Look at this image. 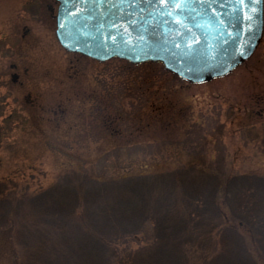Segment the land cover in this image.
I'll list each match as a JSON object with an SVG mask.
<instances>
[{"label": "rangeland", "instance_id": "rangeland-1", "mask_svg": "<svg viewBox=\"0 0 264 264\" xmlns=\"http://www.w3.org/2000/svg\"><path fill=\"white\" fill-rule=\"evenodd\" d=\"M46 4L54 16L53 0H0V193L35 194L82 168L105 177L169 170L186 161L192 127L210 121L222 126L228 170L264 176V32L246 63L193 86L169 80L159 65L134 69L65 52ZM113 115L124 116L116 133L108 126ZM9 235L0 234V264L19 263ZM151 237L145 224L130 248Z\"/></svg>", "mask_w": 264, "mask_h": 264}, {"label": "trees", "instance_id": "trees-1", "mask_svg": "<svg viewBox=\"0 0 264 264\" xmlns=\"http://www.w3.org/2000/svg\"><path fill=\"white\" fill-rule=\"evenodd\" d=\"M121 118L109 120L113 133ZM221 127H192L186 161L166 171L82 168L35 194L0 193V234L19 247L18 264H264V176L228 170ZM145 224L150 242L130 248Z\"/></svg>", "mask_w": 264, "mask_h": 264}, {"label": "water", "instance_id": "water-1", "mask_svg": "<svg viewBox=\"0 0 264 264\" xmlns=\"http://www.w3.org/2000/svg\"><path fill=\"white\" fill-rule=\"evenodd\" d=\"M55 1L54 35L67 53L160 64L191 84L228 75L263 34V0Z\"/></svg>", "mask_w": 264, "mask_h": 264}, {"label": "flooded vegetation", "instance_id": "flooded-vegetation-1", "mask_svg": "<svg viewBox=\"0 0 264 264\" xmlns=\"http://www.w3.org/2000/svg\"><path fill=\"white\" fill-rule=\"evenodd\" d=\"M45 13L46 14H48L47 16H49V17H51V18H53V9L48 5V4H46L45 5ZM49 17L47 18L48 20H49ZM40 18V17H39ZM43 18H44V14H43ZM45 19V18H44ZM53 20H54V18H53ZM8 50H9V48H8ZM247 62V61H246ZM245 62V63H246ZM14 78V77H13ZM14 80V79H13ZM187 85V84H186Z\"/></svg>", "mask_w": 264, "mask_h": 264}, {"label": "snow or ice", "instance_id": "snow-or-ice-1", "mask_svg": "<svg viewBox=\"0 0 264 264\" xmlns=\"http://www.w3.org/2000/svg\"><path fill=\"white\" fill-rule=\"evenodd\" d=\"M159 2H160L161 4H164V3L166 2V0H159ZM240 2L243 3V0H240ZM175 7L179 8V7H180V4L177 3V4L175 5ZM177 22H178V21H177Z\"/></svg>", "mask_w": 264, "mask_h": 264}]
</instances>
